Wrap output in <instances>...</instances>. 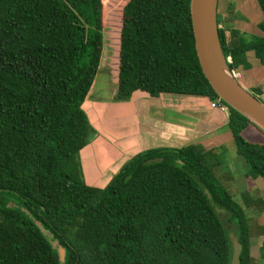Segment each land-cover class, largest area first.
<instances>
[{"label": "trees", "instance_id": "1", "mask_svg": "<svg viewBox=\"0 0 264 264\" xmlns=\"http://www.w3.org/2000/svg\"><path fill=\"white\" fill-rule=\"evenodd\" d=\"M255 1L261 36L217 21L235 72L249 52L264 66ZM101 61L114 102L137 91L219 99L198 63L190 0H0V264H229V234L240 264H254L246 211L264 202L234 200L215 149L144 151L105 187L85 183L79 154L95 132L82 105ZM255 94L264 104V85ZM222 103L246 174L264 181V132Z\"/></svg>", "mask_w": 264, "mask_h": 264}, {"label": "crops", "instance_id": "2", "mask_svg": "<svg viewBox=\"0 0 264 264\" xmlns=\"http://www.w3.org/2000/svg\"><path fill=\"white\" fill-rule=\"evenodd\" d=\"M237 4L241 10L246 8V13H250L251 4L245 2L241 5L240 0H218L217 4L218 17L226 25L231 22L230 26L235 30L239 22L233 23L234 14L230 18L227 15L229 7H237ZM260 20L261 16H258ZM241 25L247 28L245 24ZM254 35L261 36V33L257 31ZM245 71L243 69V72H238L237 79L245 90L251 91L264 85V66H258L257 77L254 79L250 75L252 69ZM99 73L108 77L111 88L99 90L94 80L82 105L95 132L79 154L83 178L88 186L105 187L125 163L141 152L200 145L206 150L215 149L219 153L229 150L233 153L227 157L232 163V172L224 176L227 181L224 183L232 184L231 193L240 195L252 192L264 198V181L249 177L243 159L236 154L231 132L227 128V113L211 109L210 101L205 98L167 94L150 97L140 91L134 92L127 102H114L117 85L115 81L111 82L110 72L103 61L96 76ZM240 80L251 89L245 88Z\"/></svg>", "mask_w": 264, "mask_h": 264}, {"label": "water", "instance_id": "3", "mask_svg": "<svg viewBox=\"0 0 264 264\" xmlns=\"http://www.w3.org/2000/svg\"><path fill=\"white\" fill-rule=\"evenodd\" d=\"M217 3L218 0H190V18L198 63L218 98L264 132V104L233 78L223 55L218 35ZM154 161L158 160L148 162ZM229 238L232 244L229 264H240L241 245L233 234H229ZM58 252L63 261L64 251L59 249Z\"/></svg>", "mask_w": 264, "mask_h": 264}, {"label": "rangeland", "instance_id": "4", "mask_svg": "<svg viewBox=\"0 0 264 264\" xmlns=\"http://www.w3.org/2000/svg\"><path fill=\"white\" fill-rule=\"evenodd\" d=\"M240 2H241V5H242V3H245V2L248 4H251L250 13H248V14L246 13V8L244 11L241 10L239 8L240 5L237 4L236 5L237 7L233 6V11L229 12L227 17L230 18L234 14L233 23L239 22V27H237L239 35L247 38L249 36L256 34L257 31L259 32V30L257 28V24L259 22L258 16L260 18L261 12H260L255 0H240ZM256 11L258 13L257 15H256ZM229 20H231V19H229ZM217 21L221 22V27L227 26L224 23V21H222L221 18L218 17V14H217ZM242 23L246 25V27H247L246 29L241 25ZM230 24H232V23L229 22V25ZM245 56H246L245 59H246L247 63L249 64V69H247V70H248V72L251 69L253 70L252 72H250V75L254 79L257 77L258 66H260V64L257 62V60L255 59V57L252 53L249 54L248 56L247 55H245ZM108 70L110 72V74H109L110 80H111V82H114L113 73H112L111 69L108 68ZM236 70H237V72H243V67L238 66ZM252 78L250 80H253ZM95 81H96L97 88L99 87L98 88L99 90H105L106 87H107V90H109L111 88L110 83H109V79L107 76H104V75L99 73L96 76ZM239 82L243 86H245V88L251 89L250 87H246L247 86L246 84L244 85V81L240 80ZM247 92H249L251 95L259 98L257 94L256 95L254 94L255 89H253L251 91H247ZM260 100H262V99H260ZM227 148H229V147H227ZM222 151H224V150H222ZM216 152L218 153L217 155L219 156L221 166L215 170V174H216L218 180L221 183L225 184L224 183L225 174L231 173L232 171H230V169L231 168L233 169V166H231L232 163L230 162V160L227 157H228V155H233V153L229 150H227V152L224 151V153H219L218 151H216ZM231 157H233V156H231ZM225 182L227 183V181H225ZM225 185L230 190V186H232V184H225ZM234 200L238 203H241L240 195L235 194ZM262 200L264 202V198ZM246 214L248 217H250V219L253 222V228H252L253 229L252 230L253 235H252V239H251V256L253 259V263L254 264H264V248H263L264 247V237H263V235H259L260 234L259 228H260V226L264 225V207H262V208L261 207L251 208V210L246 211Z\"/></svg>", "mask_w": 264, "mask_h": 264}, {"label": "built area", "instance_id": "5", "mask_svg": "<svg viewBox=\"0 0 264 264\" xmlns=\"http://www.w3.org/2000/svg\"><path fill=\"white\" fill-rule=\"evenodd\" d=\"M226 60H227V64H231V58L230 57H227ZM230 71H231L233 78L237 80L239 78V74L237 72H235L234 70H230ZM209 106L211 109H217V110L224 112V113L227 112V107L221 102L220 99H217L216 101L210 102Z\"/></svg>", "mask_w": 264, "mask_h": 264}]
</instances>
